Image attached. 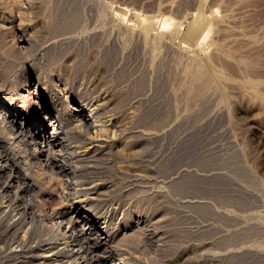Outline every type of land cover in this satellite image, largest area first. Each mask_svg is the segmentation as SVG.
<instances>
[{"label": "rangeland", "instance_id": "rangeland-1", "mask_svg": "<svg viewBox=\"0 0 264 264\" xmlns=\"http://www.w3.org/2000/svg\"><path fill=\"white\" fill-rule=\"evenodd\" d=\"M192 64L210 85L188 97ZM0 78L17 80L13 113L32 132L45 104L84 103L98 129L95 153L72 155L86 145L66 136L63 115L41 164L39 139L26 131L25 150L5 133L30 166L36 225L81 206L94 228L83 218L72 227L112 233L97 253L118 254L116 264H264V0H0ZM28 224L1 232L0 264L47 254L51 234L30 236ZM58 257L42 264L71 262Z\"/></svg>", "mask_w": 264, "mask_h": 264}, {"label": "bare ground", "instance_id": "bare-ground-1", "mask_svg": "<svg viewBox=\"0 0 264 264\" xmlns=\"http://www.w3.org/2000/svg\"><path fill=\"white\" fill-rule=\"evenodd\" d=\"M149 24H150L149 26H152V23H149ZM188 32L192 33L194 32V29L190 28ZM18 40L21 45L25 44L26 42L25 39L23 38H20ZM189 70H190L189 72H186V73H189L188 75H190L189 76L190 82H189L188 87H186L187 96L193 97V96L202 95L207 89L208 85H210L207 81L210 79L206 77L204 73V69H202V67L199 64H195V65L192 64V67ZM28 80H29V74H25L23 78V82H27ZM5 83L6 81L0 78V91L3 90L2 86H5ZM6 84L8 86L9 92H7L5 97L2 100H0V113L2 112L4 116H8L7 118L3 116V120L0 121V217L3 215L2 213L4 212L5 214L7 213V215L10 217L17 216L16 218L17 220L15 219L12 222V224H4L0 218V234L1 232H5V234L11 233V232L13 233L17 232V230L20 227L26 225L27 223H29L30 225L28 224V227L25 228V233H27L30 236H34L39 233H46L47 236L48 234H51L48 237V241L46 240L48 244L47 249L49 248V250H47V254L35 255L36 257H33V261L36 260L38 261L39 264L46 263V261L49 259L51 261L58 260L59 258L58 256H60L61 258H63V256H66L67 261H71L70 264H116V260H117L116 257H118V254H113L114 252L113 253L110 252L112 254L108 253V255L104 256L101 253L100 254L97 253L98 248L109 243L108 241L113 236L112 233H108V230L102 227L99 229L100 231L98 229H95L96 231L93 233V236H89L88 234H85V231H83L84 229L82 227H79L78 229H74L72 227L73 225L72 219L76 218L78 222L84 221L83 219H85L86 222L89 223V225L91 224L88 227H91L92 229L94 228V223H95L94 214L90 217L89 216L86 217V215L82 213L83 209L81 208V206L76 207L74 205L72 207V211H71L72 216L67 215L69 211L68 212L63 211V210L61 211L60 209L56 213H54L55 211H53L49 217L52 219L53 216H56L57 220L54 222L50 221L51 223H48V224L47 223H43V225L41 224L43 227H40L39 225H36L34 223V219L32 218V215L28 217L29 216L27 212L28 206L27 204H25L26 202L25 198L26 196L30 195L29 192L32 191V185H33L32 182L27 177V174L30 172V166L27 162L20 163L21 161L15 158L11 150L12 148H10V145L7 143L6 139L4 138L5 133H8V131L10 132V131L15 130L16 133L20 136L19 141L20 143H22V146L20 147L26 150L27 147L24 145V143H26L25 140L27 139L25 132L26 131H28V133L30 132L32 141H33V138L35 137L36 139H39L37 143H40V147H35L31 149L33 160L39 164H41L44 161L47 163L49 152L51 151L50 149H48V146L50 144L49 138L50 137L58 138V135L62 133L61 125L66 124L65 120L62 119V116L64 115V116H67L66 122L69 124L71 123L72 129H69V131H67V129L63 127V130H64L63 132H65L66 136L71 135L77 140L82 138V142H81V139H80V142L82 143V145L84 144L86 145L84 151H79L76 148H74L71 154L77 156L80 153H93L94 150L99 148L98 146L100 145L96 143L98 141L95 139V136H94L95 131L97 132L98 129L96 130V124H94L96 122H94L93 121L94 119L92 120V118L90 117L91 110L89 109L90 112L86 114L85 108L87 106H85L84 103L74 104L73 106H70V108H67V110H62V111L56 110L55 112L51 111L48 108L49 106H47V104L42 105L41 108H42V111L44 112V118L46 119V123L43 124L41 121L40 123L34 122L35 125L34 126L32 125V127L34 128L32 132L30 130L31 124L26 126L22 122L18 123L17 120L19 118L20 113L17 110H15V113H13L14 110H13L12 103L14 100L18 99L14 97L17 91V87L19 85L17 84V80L12 81V82L8 81ZM27 91L28 93L24 94L23 95L24 97L31 98L35 96L36 99L38 100L40 99L38 90L36 91L27 90ZM33 92L34 94H32ZM71 125H69L68 127H70ZM22 126L26 127L27 130H25ZM7 127L9 128L8 130H7ZM8 135H10V133ZM103 187H104L103 184L98 181L95 184V186L92 187V190L94 192H97L99 191V189H102ZM100 192L101 191H99L98 194H100ZM102 193H104V191H102ZM26 218H29V220L27 221ZM17 241H18V244H20L21 246L25 245L23 237H20V239L17 238ZM69 246H71L72 248L68 249ZM52 256H56V258L52 259L51 258ZM121 256L118 261L124 260V258H121ZM60 263L63 264L62 261ZM67 264H69V262Z\"/></svg>", "mask_w": 264, "mask_h": 264}]
</instances>
